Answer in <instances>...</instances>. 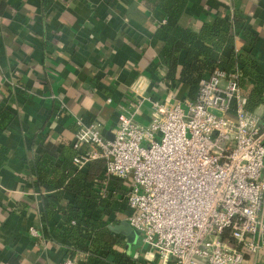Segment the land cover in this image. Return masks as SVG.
<instances>
[{
    "label": "crops",
    "instance_id": "0c3cea01",
    "mask_svg": "<svg viewBox=\"0 0 264 264\" xmlns=\"http://www.w3.org/2000/svg\"><path fill=\"white\" fill-rule=\"evenodd\" d=\"M157 1L0 0V264H62L69 257L74 264H87V254H70V242L58 234L59 213L51 236L41 233L42 243L35 245L28 232L30 226L40 227L42 199L48 193L38 185L32 160L51 157L59 166L76 131L75 117L86 123L102 119L106 136L136 97L133 88L159 99L170 92L176 99L190 94L184 85L165 79L159 58L163 42L155 33L166 14ZM234 14L244 24L231 49L256 59L264 78V0H186L179 22L197 32L203 23ZM244 29L255 36L253 42ZM231 49L225 47L222 55ZM183 56L181 50L179 64ZM252 86L245 78L242 94ZM150 112L144 101L137 120L146 123ZM252 113L264 121V104ZM104 169L103 160L90 185L105 196L115 192L111 180L118 178L105 176ZM72 199L65 192L61 203ZM103 219L114 225L124 217L105 214ZM121 250L142 260L137 264H160L156 258L145 260L141 243L132 253L125 239ZM245 264H264V249Z\"/></svg>",
    "mask_w": 264,
    "mask_h": 264
},
{
    "label": "built area",
    "instance_id": "2783aa9c",
    "mask_svg": "<svg viewBox=\"0 0 264 264\" xmlns=\"http://www.w3.org/2000/svg\"><path fill=\"white\" fill-rule=\"evenodd\" d=\"M133 89L136 97L118 114L111 139L102 119L75 117L74 169L103 159L104 175L122 180L130 211L124 221L138 234L146 261L256 259L264 249V121L245 108L239 70L214 69L195 95L182 99ZM144 101L151 109L146 123L136 118ZM28 232L42 243L40 228Z\"/></svg>",
    "mask_w": 264,
    "mask_h": 264
},
{
    "label": "trees",
    "instance_id": "16d2710c",
    "mask_svg": "<svg viewBox=\"0 0 264 264\" xmlns=\"http://www.w3.org/2000/svg\"><path fill=\"white\" fill-rule=\"evenodd\" d=\"M166 14V21L156 31V37L163 46L159 58L165 66V79L187 87L189 95H195L201 79L208 77L214 69L240 73V85L244 79L253 82L246 97L245 108L252 112L264 104V78L258 71V61L249 53H235L231 49L234 39L240 33L244 19L238 14L233 17L218 16L211 23H203L199 31L194 32L183 27L180 16L186 0H158ZM250 41L255 36L248 32ZM225 47L231 50L222 55ZM184 50L181 64L178 63L180 51ZM75 150L70 144L63 148L62 163L56 166L54 158L43 157L32 160L31 167L38 185L48 192L42 199L39 228L41 233L50 237V226L56 214L61 215L58 234L70 242V254H87V264H137L142 260L131 256L121 249L125 239L116 236L103 219L105 214L112 218L114 214H127L124 185L121 179L113 178L115 192L104 197L93 190L90 183L99 173L103 160L93 161L85 170H76L71 163ZM4 152L0 149V162ZM65 192L73 194V199L63 205L61 200ZM227 232L222 238H227ZM233 242V239H231Z\"/></svg>",
    "mask_w": 264,
    "mask_h": 264
},
{
    "label": "water",
    "instance_id": "95a60500",
    "mask_svg": "<svg viewBox=\"0 0 264 264\" xmlns=\"http://www.w3.org/2000/svg\"><path fill=\"white\" fill-rule=\"evenodd\" d=\"M107 139L112 138V133L111 135H106L105 136ZM109 229L113 231L116 234L122 235L125 237L127 240V243L131 247V252L134 253L136 248L139 247V238L138 234L129 226V224L126 221H120L117 224L114 225H108Z\"/></svg>",
    "mask_w": 264,
    "mask_h": 264
}]
</instances>
